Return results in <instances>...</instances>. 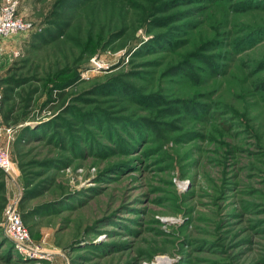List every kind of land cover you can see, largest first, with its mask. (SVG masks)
<instances>
[{
    "label": "rangeland",
    "instance_id": "rangeland-1",
    "mask_svg": "<svg viewBox=\"0 0 264 264\" xmlns=\"http://www.w3.org/2000/svg\"><path fill=\"white\" fill-rule=\"evenodd\" d=\"M19 13L30 30L0 39V264H264V0Z\"/></svg>",
    "mask_w": 264,
    "mask_h": 264
},
{
    "label": "built area",
    "instance_id": "built-area-1",
    "mask_svg": "<svg viewBox=\"0 0 264 264\" xmlns=\"http://www.w3.org/2000/svg\"><path fill=\"white\" fill-rule=\"evenodd\" d=\"M21 2L22 0H2L0 2V39L30 30L31 23L19 13ZM2 134L0 126V168L11 173L13 162L9 155L8 146L2 144ZM4 217L7 234L12 238L16 247L22 252L36 250L31 245L30 232L13 204L7 205Z\"/></svg>",
    "mask_w": 264,
    "mask_h": 264
},
{
    "label": "trees",
    "instance_id": "trees-1",
    "mask_svg": "<svg viewBox=\"0 0 264 264\" xmlns=\"http://www.w3.org/2000/svg\"><path fill=\"white\" fill-rule=\"evenodd\" d=\"M2 0H0L1 2ZM87 0H75V3H82V2H86ZM61 15L58 16L57 19H54V21L52 22H55V23H60L61 21ZM257 35V34H256ZM36 37V36H34ZM11 71V69H10ZM9 71V72H10ZM8 82L11 83V84H16V85H19L21 83H23L24 81H20L19 79L16 80L13 76H10L8 79ZM7 90H12V88H8ZM7 93V91H6ZM5 98V97H4ZM18 100H19V97H18ZM16 103H9L10 105L6 106V107H2V112H3V115H4V119L8 122L9 125L11 126H16L18 125L19 123H21V120L23 119V117H21L19 114H15L16 111L19 110V108H21L19 105L21 104V100H19ZM22 101H23V104H24V108H28L32 105V97H29L26 95V97L22 98ZM2 103V99L0 101V104ZM26 117V116H24ZM44 125V124H43ZM45 127L47 125H44Z\"/></svg>",
    "mask_w": 264,
    "mask_h": 264
},
{
    "label": "bare ground",
    "instance_id": "bare-ground-1",
    "mask_svg": "<svg viewBox=\"0 0 264 264\" xmlns=\"http://www.w3.org/2000/svg\"><path fill=\"white\" fill-rule=\"evenodd\" d=\"M170 259L166 256H159L157 261L153 264H170Z\"/></svg>",
    "mask_w": 264,
    "mask_h": 264
}]
</instances>
